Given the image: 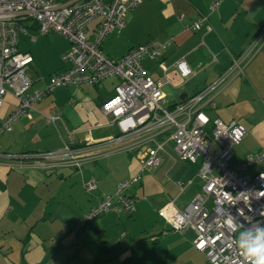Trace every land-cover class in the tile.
<instances>
[{
  "label": "crops",
  "instance_id": "crops-1",
  "mask_svg": "<svg viewBox=\"0 0 264 264\" xmlns=\"http://www.w3.org/2000/svg\"><path fill=\"white\" fill-rule=\"evenodd\" d=\"M214 1L142 0L135 8L142 7V16L126 21L124 30L120 34L116 32L120 36L115 31L107 35L115 33L112 39H121L128 46L127 52L137 44L171 41L170 48L165 46L158 57L143 58L156 61L153 67L147 68L155 70L154 79L163 81L167 107H173L218 80L231 65L233 56L243 50L245 42L264 24V0H221L218 7L211 8ZM148 3L152 7L159 3L161 8L164 24L157 31L153 26H146L143 20V9H147ZM202 14L209 16L212 31L194 32L186 28L187 23ZM180 15L184 16L182 21ZM93 22L89 24V35L94 32ZM137 24H144L147 33L134 32ZM33 56L32 66L37 62L39 69L37 56ZM183 59L191 71L186 77L176 67ZM63 66L62 61L50 63L49 74ZM45 74L29 76L31 91L44 87ZM107 78L97 84L56 87L33 103L30 114L21 116L23 119L17 121L13 129L14 120L12 132L0 141V264H211L205 252L194 247L193 229L177 232L162 218H151L169 202L183 208L201 191V182H197L199 162L177 157L168 131L155 137L163 143L159 149L161 162L155 169L142 171L147 151L154 148L155 143L144 141L131 148L136 138L113 141L115 145L108 149V142L100 144L98 149L87 153L88 158L79 168L65 162L36 164L25 158L19 162L16 157L26 150L57 149L69 138L75 143H85L89 139L103 142L117 136L118 125L111 115L101 110L116 87L112 90L104 86ZM37 81L40 83L36 84ZM5 99L0 108V126L19 108L12 90ZM202 107L210 119L236 120L247 128V135L233 147L232 164L246 160L249 153L264 152V45L245 64L244 71L218 85ZM51 114H59L60 118L55 122L47 120ZM30 129L31 139L28 140ZM171 143L176 155L167 147ZM212 144L213 148L219 146ZM144 145H149L146 154L139 151ZM94 155L96 157L91 158ZM168 160L171 163L165 168ZM262 165H250L242 173L253 174L263 169ZM62 170H66L65 173H61ZM141 171L140 183L125 190L128 195L139 197L135 212L110 211L76 232L84 215L100 199L114 195L120 182ZM56 175H59L57 179L51 178ZM91 178H95L97 187L87 194L83 184ZM188 180L192 183L186 185ZM179 183L186 186L180 187ZM112 214L116 218H110ZM99 236L107 240L110 247L119 248L112 254L116 255L113 263L97 260L98 256H109L106 247L99 243Z\"/></svg>",
  "mask_w": 264,
  "mask_h": 264
},
{
  "label": "built area",
  "instance_id": "built-area-1",
  "mask_svg": "<svg viewBox=\"0 0 264 264\" xmlns=\"http://www.w3.org/2000/svg\"><path fill=\"white\" fill-rule=\"evenodd\" d=\"M141 0H0V108L6 102L9 90L19 101V108L0 126V132L12 130L11 123L23 115L30 114L32 104L56 87L68 85L97 84L103 79L116 76L119 83L114 94L106 100L101 110L112 116L120 134L97 142L89 139L75 144L74 139L62 149L46 150L32 155L36 164L46 162H71L78 168L100 144L109 141L135 139L131 148L141 143L154 142L142 166L155 169L161 162L159 149L163 143L156 140L160 132L170 133L175 142L178 157L199 162L198 174L203 181L201 191L183 208L172 202L159 210V215L175 230L185 232L193 229L194 247L205 252L211 264H243L235 238L240 231L257 225L264 226V167L253 173H240L250 165H262L264 152L249 153L247 159L232 164L235 157L233 147L245 137L247 128L232 120L210 119L203 111L204 101L220 85L244 71L245 64L264 45V25L258 29L256 38L247 50L233 56L229 68L221 77L206 88L189 96L172 107L165 105L163 81L149 75L142 63L146 56L156 58L171 41H150L133 47L121 58L109 56L102 43L113 31L120 33L126 26L128 10ZM218 5V1L213 7ZM183 15L179 19L183 20ZM98 19L92 35L89 24ZM208 15H200L186 24L195 31H212ZM38 26L40 33L58 32L71 40L70 48L62 54L64 66L51 75L42 89L31 91V79L27 70L35 61L33 54L19 48L21 30L28 32L29 26ZM37 34L31 37L35 40ZM183 76H189L186 61L176 63ZM60 118L59 114L48 116L49 121ZM210 127V136L207 128ZM212 143L219 146L213 148ZM20 160L26 154L16 156ZM92 158L96 157L91 156ZM142 171L128 180L120 182L114 195H108L91 208L82 218L81 225L103 212L111 211L119 204L118 212H131L137 208L138 196H130L125 190L142 178ZM188 185L191 180L186 181ZM180 187L186 185L180 184ZM84 190L91 193L97 187L95 178L84 181ZM243 213V215H241ZM235 218L242 227L237 231L228 228L225 221Z\"/></svg>",
  "mask_w": 264,
  "mask_h": 264
},
{
  "label": "rangeland",
  "instance_id": "rangeland-1",
  "mask_svg": "<svg viewBox=\"0 0 264 264\" xmlns=\"http://www.w3.org/2000/svg\"><path fill=\"white\" fill-rule=\"evenodd\" d=\"M160 7H159V3L155 4L153 7L151 5V3H148L147 5V9H143V20L145 22V25L150 27V26H153L154 27V30L157 31V28L159 26H162L164 24V18H163V15L162 13L160 12ZM142 16V7H139L133 11H131L128 15H127V21H130L132 18H133V21L136 19V18H140ZM180 17V16H179ZM184 17V16H183ZM198 18V17H197ZM196 18V19H197ZM96 22H98V19L95 20L92 24H91V27L95 28L96 26ZM192 22V21H190ZM184 25L186 24V22L183 23ZM188 24V23H187ZM144 24H137L135 27V30L134 32L138 33H147L146 31V26ZM212 25V24H211ZM264 25V24H263ZM213 27V26H212ZM192 30V29H191ZM199 31H204L206 32L204 29L202 30H199ZM116 33V32H115ZM115 33H111L109 36H107V38L105 39L104 43H103V49L105 51V53H107L109 56H112V57H120L121 55H123L124 53L127 54V49H128V46L124 43H122L120 40H117V38L115 39H112V37L114 36ZM32 34H37V38L34 40L31 35ZM117 34V33H116ZM118 35V34H117ZM125 34L123 33V36ZM256 35L257 34H254L249 41L245 42V47L243 48L242 51L244 50H247L248 47L250 46V42H252L255 38H256ZM120 36V35H118ZM19 37H20V49L23 50V51H26V50H29L33 52V54H35L37 56V61H39V69L37 68V62L32 66V63L31 64V67L27 70V74L32 78H35V77H38V73L42 74V73H46L45 75L47 76H44L43 79H42V82L43 84L45 85L46 83H48L50 81V77L53 73L55 72H58V71H54L53 73H51V75L49 74L50 72V63H59L60 61L63 62L62 60V54L68 49V47H70L71 45V40L63 35H61L60 33L58 32H55V31H51L49 33H40L39 31H36V30H33L31 28L28 29V32H25L24 30H21L20 34H19ZM39 37V38H38ZM119 38V37H118ZM170 40H164V42H168ZM169 46V44L167 45V47ZM63 48H67L64 52H62ZM170 48V47H168ZM241 51V52H242ZM127 52V53H126ZM240 52V53H241ZM148 63H153V64H148ZM156 63V61L154 60H143V64L144 66L147 68V66L149 67H153V65ZM41 66V68H40ZM36 70L38 72H36ZM148 73L149 75H151L152 77H155L154 76V71H152V68L148 69ZM48 73V74H47ZM36 81V80H35ZM119 81V78L116 77V76H111L109 78H107L104 82H103V85L104 86H108L109 88H113L116 86V82ZM39 81L35 82L36 84L38 83ZM40 83V82H39ZM119 83V82H118ZM43 85V86H44ZM115 90V89H114ZM53 115V114H51ZM20 119H23V118H19L17 119L16 121H14V125H13V129H14V126H15V123L17 121H19ZM47 120H48V116H47ZM59 127H60V131L61 133L64 132V129L63 127L59 124ZM247 130V129H246ZM12 131L10 130L9 132H0V141L2 140L3 137L7 136L8 134H10ZM31 129H30V134L28 135V140L31 139ZM247 133H248V130H247ZM246 133V135H247ZM58 134V132H57ZM245 135V136H246ZM42 138V136H41ZM111 138V137H110ZM109 138V139H110ZM243 140V139H242ZM174 142V141H173ZM175 144V142H174ZM115 144L110 142L108 143V146H107V149L108 148H111L113 147ZM149 145H144L142 148L139 149V151L142 153V154H146V148H148ZM173 144L171 143V145L167 146L171 152L174 153V151L172 150V147ZM138 151V152H139ZM149 151V150H148ZM147 151V152H148ZM174 155H176V153H174ZM178 155V154H177ZM178 157V156H177ZM92 158V157H91ZM171 163V160H168V162L166 161L165 163V168L168 166V164ZM264 167V165H262ZM240 173H242V171H240ZM59 175H56V176H51V178H58ZM200 181L201 182V186L203 185V181L202 179L198 178L197 182ZM170 203V202H169ZM119 207V204H115L114 205V208L111 210V211H114L115 213H119L117 211V208ZM107 216V215H105ZM110 218H116V215L112 214L110 215ZM151 218H159L161 220V216H159V212L158 214L157 213H154L151 215ZM163 219V218H162ZM164 220V219H163ZM165 221V220H164ZM88 229V228H87ZM81 231V230H80ZM110 233H113L111 231H109ZM108 238H111V235H107ZM97 239V238H96ZM206 254V253H205Z\"/></svg>",
  "mask_w": 264,
  "mask_h": 264
},
{
  "label": "clouds",
  "instance_id": "clouds-1",
  "mask_svg": "<svg viewBox=\"0 0 264 264\" xmlns=\"http://www.w3.org/2000/svg\"><path fill=\"white\" fill-rule=\"evenodd\" d=\"M225 224L233 231H237L242 227L233 217H229L225 221ZM235 240L236 246L243 258V264H264V226L257 225L254 228L240 231Z\"/></svg>",
  "mask_w": 264,
  "mask_h": 264
},
{
  "label": "trees",
  "instance_id": "trees-1",
  "mask_svg": "<svg viewBox=\"0 0 264 264\" xmlns=\"http://www.w3.org/2000/svg\"><path fill=\"white\" fill-rule=\"evenodd\" d=\"M216 1H218V5L216 6V7H218L219 4H220V1H221V0H216ZM216 1H214L213 4H214ZM141 2H142V0H141L136 6H134V7L131 8V9H129L127 15H128L133 9H135V8H136ZM213 4H212V7H213ZM212 7H211V8H212ZM214 8H215V7H214ZM126 21H127V16H126ZM189 23H190V22H189ZM189 23H188V24H189ZM34 25H35V24H34ZM125 27H126V26H125ZM125 27H124V28H125ZM33 29L37 31L38 26L35 25V26L33 27ZM189 29H190V28H189ZM123 30H124V29H123ZM123 30H122V31H123ZM122 31H121V32H122ZM115 32H116V31H115ZM121 32H120V33H121ZM208 32H210V31H208ZM117 33H118V32H117ZM120 33H118V34H120ZM206 33H207V32H206ZM106 37H107V36H106ZM105 39H106V38H105ZM104 41H105V40H104ZM103 43H104V42H103ZM103 43H102V45H103ZM143 44H145V43H143ZM138 45H141V44L134 45L133 47H136V46H138ZM133 47H131L129 50H131ZM103 50H104V49H103ZM129 50H128V51H129ZM124 55H126V54H124ZM124 55H122L121 57H123ZM121 57H118V58H121ZM115 58H116V57H115ZM198 92H199V91H198ZM172 108H173V107H172ZM53 122H55V120H54ZM69 139H70V138H69ZM69 139H68V141H66V142L64 141V142H63V145L60 146V147H58L57 149H62V148L64 147V145H65L66 143L69 142ZM73 146L76 147V146H78V144L75 143ZM46 150H55V149H46ZM46 150H42V151H46ZM42 151H39V152H42ZM34 152L37 153L38 151H30V150L28 151V150H26V151H22L21 154H26L27 156H28V155L32 156L33 154H36V153H34ZM31 159H32V157L25 158V160H31ZM22 160H23V159H22ZM22 160H19V162H21ZM33 162H34V161L31 160V163H33ZM140 180H141V179H140ZM140 180L136 181L135 183L139 184V183H140ZM135 183H133V184H135ZM133 184H130V185H133ZM116 190H117V189H116ZM85 192H86V191H85ZM115 192H116V191H115ZM86 193H87V192H86ZM91 193H92V192H91ZM91 193H87V194H91ZM125 193H126V192H125ZM126 194H127V193H126ZM107 196H108V195H107ZM104 197H105V196H104ZM104 197H103V198H104ZM137 209H138V203H137V208L134 210V212H135ZM108 212H110V211L103 212V213H101L99 216H97L96 218H94V219H92V220H87L86 223H84V225H80L81 228H80V226L76 227V229H75L76 232L79 231L80 229H84V228H86V227L88 226V224H89L91 221H94L95 219L99 218L100 216H102V215H104V214H106V213H108ZM125 213H126V214H132L131 212H125ZM159 216H160V215H159ZM170 227H171V226H170ZM170 227H169V229L172 228V227H171V228H170ZM99 239H100V240H98L99 243L102 244V246L106 247V249H107V253L109 254V256H108V257H104V258L98 256V257H97V260H105L106 263H109V262H112V263H113V262H114L113 259H114V257H115L116 255L112 256V254L115 253V251H117L119 248H117V247H110L108 241L105 240V239H103L102 236H99Z\"/></svg>",
  "mask_w": 264,
  "mask_h": 264
},
{
  "label": "flooded vegetation",
  "instance_id": "flooded-vegetation-1",
  "mask_svg": "<svg viewBox=\"0 0 264 264\" xmlns=\"http://www.w3.org/2000/svg\"><path fill=\"white\" fill-rule=\"evenodd\" d=\"M213 120V119H212ZM116 123V122H115ZM117 124V123H116ZM118 125V124H117ZM119 127V126H118ZM210 127H208L207 128V131L206 132H208V134H209V136H210ZM120 134V133H119ZM211 150H213V147H211ZM84 162V161H83ZM67 163H70L71 165H74L73 163H71V162H67ZM199 170V169H198ZM198 176H199V174H198ZM199 178H200V176H199Z\"/></svg>",
  "mask_w": 264,
  "mask_h": 264
},
{
  "label": "water",
  "instance_id": "water-1",
  "mask_svg": "<svg viewBox=\"0 0 264 264\" xmlns=\"http://www.w3.org/2000/svg\"><path fill=\"white\" fill-rule=\"evenodd\" d=\"M65 171H66V170H62V171H60V172H61V173H65Z\"/></svg>",
  "mask_w": 264,
  "mask_h": 264
},
{
  "label": "bare ground",
  "instance_id": "bare-ground-1",
  "mask_svg": "<svg viewBox=\"0 0 264 264\" xmlns=\"http://www.w3.org/2000/svg\"><path fill=\"white\" fill-rule=\"evenodd\" d=\"M143 168H144V165H143Z\"/></svg>",
  "mask_w": 264,
  "mask_h": 264
}]
</instances>
